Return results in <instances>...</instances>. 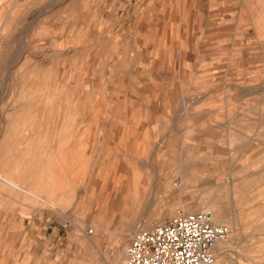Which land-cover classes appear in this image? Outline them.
<instances>
[{"label":"rangeland","instance_id":"1","mask_svg":"<svg viewBox=\"0 0 264 264\" xmlns=\"http://www.w3.org/2000/svg\"><path fill=\"white\" fill-rule=\"evenodd\" d=\"M68 2L52 9L56 0H0V264H126L136 231L184 210L210 211L229 229L214 254L218 264H264V0H214L197 49L201 71L191 76L196 91L165 103L152 83L119 101L113 81L99 79L107 57L98 52L91 78L75 65L74 106L67 84L57 94L39 63L49 56L43 41L57 33L36 30ZM75 3L77 14L82 2ZM185 80L179 77L178 89ZM91 84H99L92 96ZM132 120L140 128L124 127ZM147 123L153 143L145 151L138 135ZM71 129L70 140L85 150L66 175L72 190L44 209L40 194L12 192L9 183L16 184L3 172L27 171L29 134L41 140L47 130L56 140ZM133 180L143 191L132 204Z\"/></svg>","mask_w":264,"mask_h":264},{"label":"crops","instance_id":"2","mask_svg":"<svg viewBox=\"0 0 264 264\" xmlns=\"http://www.w3.org/2000/svg\"><path fill=\"white\" fill-rule=\"evenodd\" d=\"M67 1L70 2L66 8L54 13L51 18L41 20L36 30L57 33L50 43L43 41L42 47L47 49L49 56L44 55L39 63L44 68V79L54 81L49 87L56 88L57 94L64 93L60 90L67 86L70 105L74 106L78 100L74 89L70 88V85L75 84V65L83 64L81 71L87 72V79L91 78L95 61L93 55L96 57L98 52L103 59L107 57V66L101 69L105 76H100L99 79L113 81L115 88L112 94L118 95L119 101L124 102L123 97L129 101L130 97L139 94L144 88L148 89L152 83L160 89L158 93L165 103L168 95L178 101L179 96L197 90V86L192 85L191 76L192 73L194 75L201 71L197 65L203 63V59H198L197 49L201 47L204 32L212 25L214 0H97V17H93V10L97 9L93 1L96 0H80L82 7L77 13L79 15L75 11L76 0H56L50 7L59 8ZM61 32L67 34L61 36ZM101 62L103 61L100 60L99 63ZM184 76L186 89L184 84L178 89L180 84L177 80ZM98 85L91 84L86 88L87 94L92 96L90 90L98 88ZM100 87V90L104 88L102 85ZM54 93L53 91L51 95ZM174 100L170 101L171 105H175ZM70 109L76 112L74 108ZM189 110L191 109L186 105L187 118L191 117L187 112ZM196 111L198 110L195 109L194 112ZM198 121L196 117V126ZM147 126L148 123L144 124L143 135H138L145 151L153 143ZM124 127L140 128V124L132 120ZM43 134L44 138L38 140L36 134L31 132L25 140L26 148L22 151L25 153L27 171L19 174L11 168L3 172V176L18 184L13 186L9 183L12 192L17 195L37 198L31 192L40 194L41 197L37 195V199L44 202V209L53 207L49 202L59 200L61 192L72 190L67 187L71 181L66 175L74 173L70 170L76 165V160L73 159L80 158L85 150L79 152V148L76 149L70 140L76 134L72 129L58 131L56 140L48 139L47 130ZM18 143L22 144L23 141L20 139ZM54 143L57 145L53 146ZM64 143L71 145L67 147L62 145ZM132 183L129 200L133 204L141 198L140 195L138 199L135 198V191L143 189L139 187V181L133 180ZM31 206L37 207H23ZM24 219L22 216V223ZM100 228L104 230L105 226ZM81 231L85 233L84 229ZM85 235L89 236L88 233Z\"/></svg>","mask_w":264,"mask_h":264},{"label":"built area","instance_id":"3","mask_svg":"<svg viewBox=\"0 0 264 264\" xmlns=\"http://www.w3.org/2000/svg\"><path fill=\"white\" fill-rule=\"evenodd\" d=\"M229 235L210 211H179L174 217L141 229L126 248V264H212L215 250Z\"/></svg>","mask_w":264,"mask_h":264},{"label":"bare ground","instance_id":"4","mask_svg":"<svg viewBox=\"0 0 264 264\" xmlns=\"http://www.w3.org/2000/svg\"><path fill=\"white\" fill-rule=\"evenodd\" d=\"M13 186H14V185H13ZM13 186H12V187H13ZM16 186H17V185H16ZM17 189H18V188H17ZM19 189H20V188H19ZM141 191H142V190H140V189H139V190L137 189V190L135 191V198H136V199L139 198V195L141 196V193H142ZM18 192H19V191H18ZM136 199H135V200H136ZM183 210H184V209H183ZM184 211H185V210H184ZM176 214H177V213H176ZM216 219H217V218H216ZM214 220H215V219H214ZM143 228H146V227L143 226ZM91 234H93V231H92L91 233H88V235H91ZM225 241H226V240H223L222 242H220V243L218 244V246H217L216 249H218V248L220 249V246H221ZM221 247H222V246H221ZM126 248H127V246H126ZM126 248H124V249L126 250ZM124 249H123V250H124ZM125 250H124V253H125ZM215 251H216V250H215ZM212 264H218V263H217V257L214 256V261H213Z\"/></svg>","mask_w":264,"mask_h":264}]
</instances>
